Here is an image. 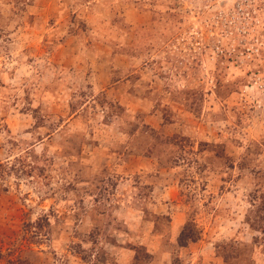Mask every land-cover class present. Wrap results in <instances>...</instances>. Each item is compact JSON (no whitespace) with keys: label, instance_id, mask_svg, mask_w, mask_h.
Segmentation results:
<instances>
[{"label":"rangeland","instance_id":"374dc122","mask_svg":"<svg viewBox=\"0 0 264 264\" xmlns=\"http://www.w3.org/2000/svg\"><path fill=\"white\" fill-rule=\"evenodd\" d=\"M0 0V264H264V3Z\"/></svg>","mask_w":264,"mask_h":264},{"label":"built area","instance_id":"2783aa9c","mask_svg":"<svg viewBox=\"0 0 264 264\" xmlns=\"http://www.w3.org/2000/svg\"><path fill=\"white\" fill-rule=\"evenodd\" d=\"M243 2H246V3H249V5H250V3L251 4H258V3H264V0H239V2H238V4H242ZM245 3H243V5H244Z\"/></svg>","mask_w":264,"mask_h":264}]
</instances>
